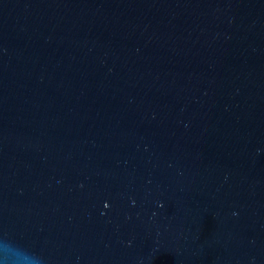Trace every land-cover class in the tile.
I'll return each mask as SVG.
<instances>
[{"label":"water","instance_id":"1","mask_svg":"<svg viewBox=\"0 0 264 264\" xmlns=\"http://www.w3.org/2000/svg\"><path fill=\"white\" fill-rule=\"evenodd\" d=\"M5 237L39 264H264V0H0Z\"/></svg>","mask_w":264,"mask_h":264},{"label":"clouds","instance_id":"2","mask_svg":"<svg viewBox=\"0 0 264 264\" xmlns=\"http://www.w3.org/2000/svg\"><path fill=\"white\" fill-rule=\"evenodd\" d=\"M0 259L4 264H39L41 258L14 245L6 237L0 242Z\"/></svg>","mask_w":264,"mask_h":264}]
</instances>
